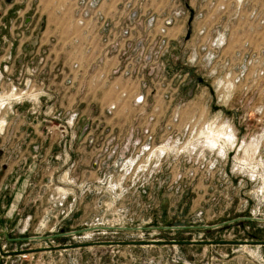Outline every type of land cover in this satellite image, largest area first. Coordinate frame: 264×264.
<instances>
[{
    "label": "rangeland",
    "instance_id": "rangeland-1",
    "mask_svg": "<svg viewBox=\"0 0 264 264\" xmlns=\"http://www.w3.org/2000/svg\"><path fill=\"white\" fill-rule=\"evenodd\" d=\"M112 1L115 21L126 1L194 13L142 106L117 61L92 69L93 30L75 37L89 59L69 47L59 68L45 0H0V264H264V0ZM58 2L76 22L74 0ZM216 31L221 60H250L248 105L204 59Z\"/></svg>",
    "mask_w": 264,
    "mask_h": 264
},
{
    "label": "built area",
    "instance_id": "built-area-1",
    "mask_svg": "<svg viewBox=\"0 0 264 264\" xmlns=\"http://www.w3.org/2000/svg\"><path fill=\"white\" fill-rule=\"evenodd\" d=\"M105 1L74 0L76 23L81 28L90 30V33L93 30L92 45L87 46V52L92 58V69H95V61H97L99 66L103 65V69L108 68L107 73H109L112 69L110 68L111 64L117 61L118 63L116 62L117 65L113 69L115 78L123 75L136 81L132 92L135 93V104L142 106L147 101L149 93H158L159 80L167 79L165 62L174 39L170 30L182 16L189 18L191 10L186 1L179 4L186 11L182 8H175L176 10H171V12L164 11L162 13L136 9L130 1H126L118 9L122 20L115 21L114 17L107 16L102 10L101 4ZM205 32L206 30L203 29V35ZM225 40L222 32L213 33L209 41L203 44L204 59L214 65L219 63L230 70L233 78L232 86L235 88L239 86V90L235 92L234 89L233 93L237 97H241V103L242 99H245V103L248 105L251 92L249 85L250 60H246V56L240 53H237L235 57L221 60ZM75 42L79 47L78 39H75ZM181 73L184 75L183 80L189 75V72H184V70L180 71ZM173 75L169 83L172 85L169 90L170 95H173L177 90L176 87L174 88L176 74ZM246 115L243 120H246ZM261 159L264 163V155ZM250 170L253 172L252 169Z\"/></svg>",
    "mask_w": 264,
    "mask_h": 264
},
{
    "label": "crops",
    "instance_id": "crops-1",
    "mask_svg": "<svg viewBox=\"0 0 264 264\" xmlns=\"http://www.w3.org/2000/svg\"><path fill=\"white\" fill-rule=\"evenodd\" d=\"M7 1L12 2V0ZM49 3L50 0H45V23L43 29V38L41 42V46H48V49H45L47 51L46 53H48L47 62L49 59L50 62H56L59 68H69L68 62H66L68 58L69 47H72V60L69 59L70 62H85V59L89 58L83 55V53L79 50V47H77L76 45L75 47L73 46L75 37L79 35V31L81 30V28L73 19L72 8L60 5L59 2L53 4V6H48ZM114 6L115 1L113 2L112 0H107L103 5L102 10L107 16L114 17V13H112L114 10ZM188 6H190L189 3ZM161 9L164 10L165 8L163 9L162 7ZM188 19L187 21L189 22ZM30 21L31 17L27 18V23H29ZM170 31L171 33H177L180 35L182 32V28L181 26H176ZM49 46L51 47V49H49Z\"/></svg>",
    "mask_w": 264,
    "mask_h": 264
},
{
    "label": "water",
    "instance_id": "water-1",
    "mask_svg": "<svg viewBox=\"0 0 264 264\" xmlns=\"http://www.w3.org/2000/svg\"><path fill=\"white\" fill-rule=\"evenodd\" d=\"M193 12H191V15H190V18H189V22H188V30H187V34H186V38L188 39L191 35V32H192V28H191V22H192V19H193ZM200 81H202V79H200ZM214 109L217 110L219 109V106H214Z\"/></svg>",
    "mask_w": 264,
    "mask_h": 264
}]
</instances>
